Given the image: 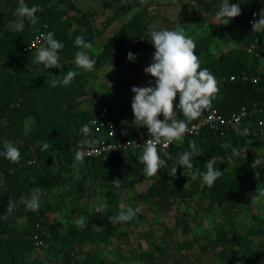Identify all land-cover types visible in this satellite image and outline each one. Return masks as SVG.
<instances>
[{
    "label": "trees",
    "instance_id": "obj_1",
    "mask_svg": "<svg viewBox=\"0 0 264 264\" xmlns=\"http://www.w3.org/2000/svg\"><path fill=\"white\" fill-rule=\"evenodd\" d=\"M55 1L64 0H24L28 7L38 8L35 13L37 20L32 23L25 19L24 31L13 32L7 26L10 21L18 19L14 13L19 0H0V153H3L6 142H12L21 153L18 164L11 163L0 154V186L1 183L3 185L0 187V264H31L30 253L38 248L32 238L36 232L45 242L49 240L52 249L57 252H72L86 241L92 244L107 242L122 227V222H109L110 216L119 215L121 196L136 183L151 178L143 174L144 166L139 162L142 151L116 152L109 159H86L89 163L83 179L89 178L106 189L107 208L95 212L82 211L77 214L76 220L69 221L66 227L46 234L48 214L66 206L64 191L58 192L55 204L51 201L50 192L56 187L74 186L76 182L73 176L51 177L53 165L56 160L62 166H69L74 162L76 147L85 138L81 132L82 126L88 125L89 119L106 107L118 122L117 139L123 137L120 123L127 108L119 98H108L98 104L94 111L81 109L78 97L85 93L90 76L121 54L146 21L142 16H136L123 25L121 30L108 40L104 50L93 58L97 64L91 72L67 65H63L62 73L61 69L57 68L41 69L33 62L36 51L27 49L38 33L52 31L55 39L64 44L59 53L61 61L75 59V53L79 50L74 44L77 35L83 36L90 45L96 37L94 31L86 29V16L68 15L66 10L53 4ZM122 11V14L113 15L109 22L112 23L127 12L126 9ZM219 33L220 28L213 25L208 34L193 39L199 57L202 52L210 50ZM238 34L242 39L241 45H236L217 57L210 56L205 64L216 80L222 81L218 84L219 91L212 100L211 107L206 109L205 113L216 108L226 117H230L242 106L257 108L258 112L253 118L250 121L244 120L243 123L249 124L248 131L251 135H261L263 129L260 122L264 121V72H259L251 66L252 59L247 54L246 47L257 36L263 40L264 31L254 32L243 25L238 28ZM262 50L264 53V44ZM85 51L89 54L90 48ZM70 70L79 74L69 86L52 85L53 77L49 73L59 76ZM243 72H253L258 82L253 84L240 79L230 80L232 75H240ZM177 112V119H184L179 109ZM29 118L35 119L36 127L33 126L27 131ZM199 118L190 123L198 121ZM225 133L223 136L220 132L205 129L200 135L184 136L182 143L175 141L167 150L172 157L167 160V167L161 169L148 189L141 193V199L149 202L170 195L181 201L194 198L201 192V187L199 184L187 186L185 176L188 173L199 175L200 172H205V162L209 159L223 157L227 162H234V149L221 141L228 136L241 152L240 160L231 170H225V164L214 160V166L223 171V175L213 186L204 185V189L209 192L213 202L234 205L239 198L242 183L248 178V169L253 164V158L243 152L242 145L246 138L239 134L234 126L226 128ZM192 141L201 152L199 156H193L192 169H183L178 166L177 161L180 154L191 150ZM44 143L50 145L47 150L42 147ZM175 167L176 174L171 171ZM116 179L121 180L119 188L111 182ZM34 190L39 200V209L35 212L27 209L20 200L21 197L31 199ZM9 200L14 204L11 212H7ZM81 218L87 227L78 226L77 221ZM137 220L138 218L134 217L129 223H136ZM39 223L42 228L37 231L36 226ZM198 242L185 241L183 247L194 248ZM199 243L203 249L217 245L211 240ZM95 264L106 262L97 258Z\"/></svg>",
    "mask_w": 264,
    "mask_h": 264
},
{
    "label": "rangeland",
    "instance_id": "obj_2",
    "mask_svg": "<svg viewBox=\"0 0 264 264\" xmlns=\"http://www.w3.org/2000/svg\"><path fill=\"white\" fill-rule=\"evenodd\" d=\"M221 2L222 0L55 1L53 4L66 10L68 15L86 16V29L94 31L96 35L89 52L92 58L104 50L108 40L123 25L136 16H142L146 20L143 28L132 37L122 53L90 76L85 93L78 97L79 107L95 111L97 105L108 98H119L127 108L121 130L123 128L126 133H138L137 135L148 132L146 127L137 129L132 123L134 116L131 100L134 94L131 88L146 86L149 81L154 84V79L143 71L151 63L155 51L148 40L150 29L184 28L186 35L195 39L208 34L213 25L218 26L220 33L214 44L199 57L201 67L207 68L205 64L210 56L217 57L242 44L238 28L246 24L251 9L257 5L264 9V0H229L230 3L239 4L242 14L232 19L228 25H223L215 18ZM124 9L127 10L124 15L109 22L113 15L122 14ZM75 27L76 23L73 28ZM262 38L264 41V37ZM129 52L135 55L134 61L127 58ZM60 63L76 66L73 59L60 60ZM38 66L43 69L40 64ZM251 66L264 72V56L260 60H251ZM159 118L163 119V116ZM27 122V131L36 127L35 119L29 118ZM247 124L242 122L234 127L246 138L242 145L243 152L257 163L255 168L251 166L248 169V178L242 183L239 198L234 205L213 202L209 192L204 189L202 178L194 173L185 176L187 186L199 184L201 187V192L194 198L181 201L170 195L154 201H143L141 193L148 189L157 174L136 183L121 196L119 213L126 211L129 206L140 209L135 216L138 218L136 223L122 222V227L107 242L92 244L86 241L72 252L54 251L48 240L43 247L31 251V264H95L97 258L106 264H264V130L261 135H251ZM226 138L221 141L237 150L232 139L229 140L228 136ZM183 140L184 137L178 143ZM239 153V156L233 154L234 162H227L223 157L214 160L225 164V170H231L240 160L242 154ZM88 163L83 159H75L71 165L62 166L58 160L55 161L51 177L73 176L76 182L74 186L56 187L50 192L51 201L55 204L58 192L64 191L66 206L48 214L45 227L47 235L66 227L69 221L76 220L78 213L101 211V203L108 204L106 189L89 178L83 179ZM2 186L1 183L0 187ZM205 240L215 241L217 245L203 249L199 242ZM185 241L199 242L194 248H184Z\"/></svg>",
    "mask_w": 264,
    "mask_h": 264
},
{
    "label": "clouds",
    "instance_id": "obj_3",
    "mask_svg": "<svg viewBox=\"0 0 264 264\" xmlns=\"http://www.w3.org/2000/svg\"><path fill=\"white\" fill-rule=\"evenodd\" d=\"M38 11L36 6L28 7L24 0H19L18 7L14 15L18 17L15 21H10L8 29L13 32L24 31V20L35 23L37 17L35 13ZM239 4L230 3L229 0H222L219 10L215 14L217 22L228 25L230 21L241 15ZM255 15V14H254ZM252 31H264V9L259 13V19L252 22ZM149 42L154 47L151 63L146 66L143 71L154 79V84L149 81L146 86H133L131 92L134 94L131 100V109L134 116L133 124L139 128H147L149 138L143 145H137L133 140L128 141V146H142L143 151L139 156V162L143 164V174L148 177L156 176L159 171L167 167V160L171 159V155L164 151L174 141L181 140L189 131L188 124L201 116L202 112L209 109L212 100L218 93V81L215 76L207 69L201 67V61L196 54L195 41L186 35L184 28L179 29H155L149 31ZM75 46L79 49L75 53L74 63L77 68L84 72H91L95 69L97 61L93 59L85 49L91 47L83 36L77 35L74 41ZM36 48L34 63L43 66L44 69L57 68L63 69L60 63V51L64 48L61 41L55 39L52 31L44 34L42 42ZM130 61L136 59L132 52L127 54ZM52 85L55 87L62 84L69 86L74 78L79 74L76 71H68L66 74L53 76ZM178 99V103H177ZM177 109L182 113L184 119H177ZM163 119H160V116ZM124 123H127L126 121ZM81 132L85 139L81 141L82 145H94L98 143L96 139L90 138L91 132L87 124L83 125ZM126 134V133H125ZM43 149L47 150L50 145L43 144ZM190 151H185L179 155L177 161L178 166L183 169H192L193 156H199L201 149L194 141L190 142ZM163 153V155H161ZM2 154L5 159L13 164H18L21 159L20 150L12 143L6 142L5 149ZM233 154L239 156L237 150H233ZM84 155L83 151H78L76 158L79 160ZM206 171L200 172L199 176L205 185L211 187L215 181L223 175V171L216 168L212 159L206 162ZM256 161H253L252 167L255 168ZM177 173V167L171 170ZM116 188L120 187L121 180L111 181ZM27 209L35 212L39 209L38 196L35 190L31 199L25 197L20 198ZM14 204L11 200L7 204V212H11ZM107 204L101 203L100 209H106ZM139 208L133 209L127 207L126 211H122L117 216H110L109 222L119 223L131 221ZM78 226L87 227L85 221L81 218L77 221Z\"/></svg>",
    "mask_w": 264,
    "mask_h": 264
},
{
    "label": "built area",
    "instance_id": "obj_4",
    "mask_svg": "<svg viewBox=\"0 0 264 264\" xmlns=\"http://www.w3.org/2000/svg\"><path fill=\"white\" fill-rule=\"evenodd\" d=\"M261 9L260 6H254L248 19L246 21V27L252 30V22L259 19V13ZM255 14V15H254ZM258 32V31H254ZM48 33L43 31L38 33L28 45V51H36V48L32 46L39 47L42 42V37L44 34ZM263 40L261 37H255L252 42L246 47L247 54L252 60H260L263 58ZM243 80L256 84L258 78L253 74V72H243L240 75H232L230 80ZM225 80V79H224ZM223 80V82H224ZM222 81H219L221 83ZM258 112L257 108L249 109L246 106H242L238 111L233 112L230 117H226L218 109L213 108L210 111L204 113L200 116L199 120L188 124L189 131L184 135H200L205 129H210L215 132H220L221 135H226L225 130L231 126L242 123L244 120L250 121L253 116ZM88 126L90 128L91 136L90 138L96 139L98 143L88 146L82 145L81 140L75 152V156L78 151H83L84 155L81 159H109L110 156L116 152H138L143 151L142 146H128V141L133 140L137 145H143L144 142L149 138V133L146 132L138 136H123L117 139L118 134V122L110 113L108 108L104 107L98 114L92 116L88 121ZM260 126L264 130V121L260 122ZM175 141L169 145L164 151L169 150ZM77 159V158H76ZM41 224H37V231L41 230ZM34 241H36L37 246L45 245V240L38 232L34 233L32 236Z\"/></svg>",
    "mask_w": 264,
    "mask_h": 264
},
{
    "label": "crops",
    "instance_id": "obj_5",
    "mask_svg": "<svg viewBox=\"0 0 264 264\" xmlns=\"http://www.w3.org/2000/svg\"><path fill=\"white\" fill-rule=\"evenodd\" d=\"M205 113V110L202 112V114H201V116L203 115ZM122 123V122H121ZM120 123V127H121V124ZM121 132H122V135L123 136H136L138 133H126L124 130H123V128H122V130H121ZM126 133V134H125ZM138 136V135H137Z\"/></svg>",
    "mask_w": 264,
    "mask_h": 264
}]
</instances>
